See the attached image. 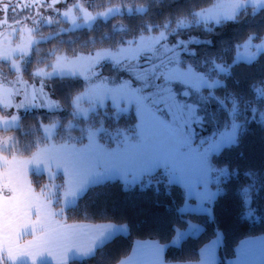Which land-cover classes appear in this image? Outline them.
I'll list each match as a JSON object with an SVG mask.
<instances>
[{"label": "snow or ice", "instance_id": "snow-or-ice-1", "mask_svg": "<svg viewBox=\"0 0 264 264\" xmlns=\"http://www.w3.org/2000/svg\"><path fill=\"white\" fill-rule=\"evenodd\" d=\"M161 3L162 0H149L147 5L122 3L93 14L90 5L85 6L82 0L2 2L0 113L5 114L0 115V126L19 134L23 116L36 110H44L49 121L35 120L33 127L39 135L23 150L35 147L36 151L22 166L15 164L20 147L18 135L0 138V152L12 156L11 160L0 156L4 164L0 171V264H69L70 259L93 256L127 226L113 222L68 224L66 212L78 207V201L93 187L114 179L122 180L125 190L136 185L143 190L158 177L157 184L163 180L169 186L182 185L188 196L195 195L202 204H210L222 194L220 185L232 173L214 167L211 158L223 148L238 144L247 124L257 118L264 123V107L259 106L264 105V79L249 86L250 99L243 91L227 90L225 81L241 62L250 64L264 56V36L250 33L231 45L234 54L228 49L209 52L198 64L183 57L199 56L193 45L213 47L211 40L192 35L194 31L211 32L224 23L239 22L241 14L259 15L264 12V0H186L182 10L160 21H143L131 38L122 35L109 47L88 51L54 47L37 55L41 51L38 45L51 43L64 33L91 31L98 19L113 14L147 16L153 4ZM54 16L70 21L71 26L47 36H35L42 27L59 22L53 20ZM113 28L125 34L132 31L127 26ZM63 43L75 45L76 41ZM34 59L37 66L30 70ZM108 66L121 75L105 76L103 69ZM25 73L30 79H24ZM9 75L13 78L9 79ZM80 79L85 86L68 97L67 106L55 98L50 82ZM218 90L224 94L217 95ZM193 94L199 103L189 102ZM210 103L217 110L209 120L200 108ZM125 105L134 106L139 122L131 129L109 131L104 117H121ZM69 107L72 119L65 123L59 114ZM53 116L56 118L51 119ZM77 121L83 126L80 134L73 136L72 131L79 127ZM30 168L37 177L38 193L27 179ZM245 175L250 183L241 186L239 195L250 212L252 194L264 189V182H258L253 172ZM45 178L47 182L42 183ZM192 211L196 209L187 203L178 209L181 216ZM200 211L208 209L202 207ZM184 223L187 231L174 228L173 244L200 230L191 221ZM25 236L32 238L22 244ZM152 248V259L146 264H166L163 246ZM199 257L196 264H214L210 248L201 249ZM117 264L134 262L128 257Z\"/></svg>", "mask_w": 264, "mask_h": 264}, {"label": "trees", "instance_id": "trees-1", "mask_svg": "<svg viewBox=\"0 0 264 264\" xmlns=\"http://www.w3.org/2000/svg\"><path fill=\"white\" fill-rule=\"evenodd\" d=\"M185 4L186 0H162L159 4L161 6H155L161 11L168 7L177 12L182 10ZM222 29L231 30L233 33L229 34L233 35L218 36L216 41L219 50L214 49L216 52L226 49V37L240 40L253 31L263 33L264 12L255 16L246 14L239 22H233ZM238 66L241 68L235 70L236 75L233 73L230 78L232 84L233 79H238L239 85L243 83L242 88L246 86L248 89L252 81L264 79V56H259L250 64L241 62ZM82 87V79L60 81L52 86L56 98L66 94L65 91L75 92ZM212 159L215 165H225L232 173L221 183L223 192L213 201L212 215L192 211L181 216L178 209L185 200L182 185L169 186L164 183L154 189L148 187L142 190L132 187L125 190L124 186L115 180L104 186L93 187L78 201V207L66 212L67 219L126 223L128 232L118 235L93 256L70 259L69 264H116L130 252L136 239L143 238L164 243V256L168 261L195 260L199 257L201 246L216 237L218 232L222 240L218 264H227V260L235 255L236 246L242 238L264 233V189L252 194V206L259 207L255 209L256 215L252 211L245 214L248 207L242 204L239 195L241 186L250 183L245 175L247 172L257 174L258 182H264V124L256 121L247 124L239 135V143L223 148ZM189 220L202 224L199 233L187 235L177 245L170 243L175 234L174 228L184 227V221Z\"/></svg>", "mask_w": 264, "mask_h": 264}, {"label": "rangeland", "instance_id": "rangeland-1", "mask_svg": "<svg viewBox=\"0 0 264 264\" xmlns=\"http://www.w3.org/2000/svg\"><path fill=\"white\" fill-rule=\"evenodd\" d=\"M2 2H7V0H0V6H2ZM18 2H22V0H12L13 4H16ZM82 3L85 6L90 5L89 10L92 11L93 14H95L96 11H105L109 7H112L114 5L119 6L122 3H124V4H136V5H141V4L147 5L149 3V0L148 1H143V0H82ZM164 5H166V4H164ZM159 6H161V5H159ZM61 10H63V9H61ZM170 13H177V12H175V10L173 8L168 9V7L165 8V11L164 10L161 11L159 9V7L155 6V4H153V6L149 10L147 16H145L143 14H137V15H133V16L113 14L112 17H109L107 19L100 18L94 23V28L91 31L83 29V30H77V31L70 32V33H64L61 36H59L58 38L53 39L51 41V43H41L40 45H38V47L40 48L41 51H40V53H37V55L38 56L43 55V53L47 52L48 49H51L54 47L60 49L61 51L66 50V49H71L73 47H75L78 51H88V50H91L92 48H106V47L111 46L115 42L119 41L122 35L125 36V38H131V36L134 34L135 30L140 27V25L142 24L143 21L148 20V19H151L153 21H160L164 17L168 16ZM48 14L49 13L45 12V15H48ZM245 15L246 14H241L239 19H241ZM2 18H3L2 15H0V19H2ZM53 20L59 21V22L54 23L51 27H42L41 30L39 32L34 33V35L37 37H39L41 35L47 36L50 33L59 32L61 29H66V28H69L71 26L70 21L66 22L63 18L54 16ZM124 21H128V22L125 24L121 23ZM232 23L233 22L230 21V22L224 23L222 26H216L213 29V31H211V32H205V31H199V30L194 31L192 33V35L199 36L203 40H211L213 42V47L209 48L207 45H200V46L193 45L192 46L193 50L197 51L199 53V56H197V57L184 56L183 58L189 63L198 64L199 59L203 57L205 52L215 53L216 51H218L219 45L217 46V41H216L217 37L220 35H221V37H224L226 34L228 36H232L233 34H229V33H233L231 30L225 31L222 29L223 27L230 26ZM113 25L127 26V27L131 28L132 31L125 34V33L119 32L116 29H114ZM230 29H231V27H230ZM0 30H2V29H0ZM251 33H256V32L253 31ZM247 35L248 34H246L245 36H247ZM260 35L264 36V31ZM89 37H94V40H89ZM69 39H74L76 41V44L75 45H69V44L63 43V41H67ZM236 41H238L237 38L232 39V37H226V49L229 50L230 54H234V53H232L231 45ZM85 42H87V43H85ZM254 43H260V41H254ZM214 49L216 51H214ZM69 54H71V53H69ZM47 59H50V57H48ZM36 66H37L36 60L34 59L32 62V65L30 66V70L34 69ZM43 66H44L43 64L40 65V67H43ZM236 67H235L236 69L234 68L232 70V74L236 72L235 70H238L239 68H241L239 66H236ZM4 70L7 73V66H4ZM103 74L105 76L121 75L119 73H116L111 68V66L105 67L103 69ZM235 75H236V73H235ZM123 76H124V78H127L126 74H123ZM12 78H13V76L9 75V79H12ZM24 79H30L27 73L24 74ZM233 80H234L233 84L231 83L230 79L225 81V83L227 84V90H229V91H233V90L243 91L247 94V98L250 99L251 93L247 91L248 89L246 88V86L244 88H242L243 83H241V85H242L241 86V85H239L240 83H238V79H233ZM64 81H70V80H64ZM258 81H260V80L252 81L251 84L253 82H258ZM57 82H60V80L50 82V88H52V86L54 84H56ZM84 86L85 85H84V81H83V87L81 89H79L75 92L65 91L66 94L57 97V99H60L67 106L68 97L71 95H75V94L79 93L80 91H82ZM174 88L179 90L178 85H174ZM206 94L207 93H205V95ZM223 94H224V92L222 90L217 91V95H223ZM189 102L190 103H199L197 95L193 94L191 97V100ZM253 104H254V106H256V101H253ZM259 106L264 107V105H259ZM124 107H125L126 111L124 113H122L121 117L114 118L111 115L104 117L105 127L108 128L109 131H114L117 128L131 129L139 122L134 106L125 105ZM216 110L217 109H216L215 105L210 103L208 105L201 106L200 113L202 115L207 116V118L210 120L211 119L210 114ZM21 111H23V110H21ZM70 111H71V108L69 107L68 111H65V112L59 114V118L61 120H63L65 123L68 120H71L72 117L69 115ZM4 114L5 113H0V115H4ZM55 118H56V116L51 117V119H55ZM36 119H44L45 123H47L49 121V117L47 116V113L44 110H36L35 112H29L27 115L23 116V119L21 121L22 130L19 134H17L14 129L9 130V131H4L3 127L0 126V138H3L5 136L18 135V138L20 140V147L16 152L17 160H16L15 164L17 167L22 166L23 161L31 155V152L36 151L35 147H32L29 151L23 150L24 146L30 140H32L35 135H39V133L35 132V129L33 127ZM256 122H260L259 118L256 119ZM76 123L79 125V127H77L75 130L72 131L73 136H78L80 134V127L83 126L82 124H79V121H77ZM262 124H264V123H262ZM204 134L206 135L207 133H204ZM59 142H60V138L57 137V143H59ZM5 155L8 156L9 160L12 159V156L10 153L0 152V156H5ZM211 160H212V164L214 167L227 169V167L225 165H223V166L215 165L213 163L212 158H211ZM3 169H4V164L2 161H0V171H3ZM27 179L32 182L31 183L32 188L38 193L40 189H39V185L37 184V177L35 175H33L31 168L29 170ZM157 179H158V177L153 178V184H152V186H150V188L154 189V187H156L157 185L159 186L160 184L166 183L163 180H161V182L159 184H157L156 183ZM115 180L120 182L124 186V183L122 180L114 179L112 181H115ZM41 182L46 183L47 182L46 178L44 180H42ZM57 182H59V180ZM134 187L141 188L139 185H136ZM183 190L185 193V195H184L185 200H184V203H182V205L179 207V209L183 208L185 206V203H187V205L190 208L196 209V211H193V212H200V213H205V214L207 213L209 215H212L213 202H211L210 204H202L201 201L195 195L188 196L184 187H183ZM213 191H215V187H213ZM202 207H206L208 209V211L207 212L200 211V209ZM256 208L257 209L259 208L258 205L252 206V202H251V211L255 213ZM250 212H249V208H248L246 210L245 214L247 215ZM255 215H256V213H255ZM66 218H67V214H66ZM189 221H191L192 224L199 226L200 230L202 229V224L199 221H196V220H189ZM79 222L80 221H71V220L67 219L68 224L84 225L83 222H81V223H79ZM86 225H88V224H86ZM178 228H180L182 231H187V224L184 227H178ZM83 230L86 231L87 229L84 228ZM199 231L198 232H195V231L191 232L188 235H195V234L199 233ZM216 236H221V234L218 232V234ZM175 237H176V232L173 235V237L171 238L170 243L173 244V240L175 239ZM31 238H32L31 236H25L21 240V243L23 244L25 241L30 240ZM183 238H181L176 243V245L179 244ZM235 252H236V249H235ZM77 258H80V257H77ZM53 264H55V261H53Z\"/></svg>", "mask_w": 264, "mask_h": 264}, {"label": "crops", "instance_id": "crops-1", "mask_svg": "<svg viewBox=\"0 0 264 264\" xmlns=\"http://www.w3.org/2000/svg\"><path fill=\"white\" fill-rule=\"evenodd\" d=\"M104 222H112V221H98V222L83 221L84 225L104 223ZM122 224L127 226L126 231H124L123 233H127L128 225L126 223H122ZM221 241H222L221 236H216L210 239L200 248V250L205 248L211 249L212 259L214 261V264H218L219 247L221 245ZM153 245L163 246L162 258L166 262V264H186V262H190V264H196V262L200 258L198 257L195 260H186V261H168L165 259L164 256V251H165L164 243L156 239L143 238V239H136L132 245L130 252L121 259L132 257L134 264L136 261H144L146 264V262L149 259H152L150 253L153 251L152 248ZM241 262H243V264H262V262H264V233L244 237L238 242L236 246L235 255L228 259L227 264H241Z\"/></svg>", "mask_w": 264, "mask_h": 264}, {"label": "flooded vegetation", "instance_id": "flooded-vegetation-1", "mask_svg": "<svg viewBox=\"0 0 264 264\" xmlns=\"http://www.w3.org/2000/svg\"><path fill=\"white\" fill-rule=\"evenodd\" d=\"M0 7H2V6H0Z\"/></svg>", "mask_w": 264, "mask_h": 264}]
</instances>
